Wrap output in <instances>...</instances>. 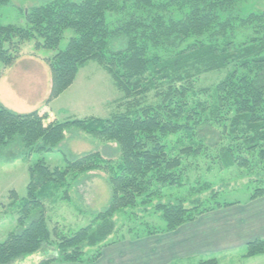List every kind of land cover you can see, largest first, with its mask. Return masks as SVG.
<instances>
[{"label": "trees", "instance_id": "1", "mask_svg": "<svg viewBox=\"0 0 264 264\" xmlns=\"http://www.w3.org/2000/svg\"><path fill=\"white\" fill-rule=\"evenodd\" d=\"M244 1L57 0L30 10L25 27L0 25V61L7 68L19 59L20 44L33 39L39 47L57 52L48 62L52 88L47 104L69 90L89 62H97L112 76L129 103L127 112L108 119L60 123L42 119L38 111L17 113L0 102V160L52 152L72 128L115 142L120 154L116 163L98 152L76 157L65 169L52 168L44 160L31 165L19 229L0 243V264H13L49 246L55 254L40 264L98 261L101 249L116 233L118 213L149 205L163 188L183 186V159L202 155L206 137L199 133L213 122L224 127L225 139L231 141L221 156L226 168L253 169L246 154H257L264 163V12L242 15L238 6ZM10 2L0 0V9ZM67 30H73L74 36L61 50ZM224 70L225 78L206 94L213 101L191 106L190 93L197 95L191 83L193 71ZM167 81L172 85L160 93V104L139 103ZM181 133L189 145L172 157L165 140ZM16 141L22 143L21 155L7 153ZM97 170L109 175L108 207L72 234L51 228L47 204L69 201L72 182ZM263 197L264 186H256L250 201ZM215 205L199 211V205L187 209L180 202H160L155 210L166 227L156 233L175 231L205 213L234 204ZM260 255H264V239L249 243L245 257Z\"/></svg>", "mask_w": 264, "mask_h": 264}, {"label": "rangeland", "instance_id": "2", "mask_svg": "<svg viewBox=\"0 0 264 264\" xmlns=\"http://www.w3.org/2000/svg\"><path fill=\"white\" fill-rule=\"evenodd\" d=\"M54 1L57 0H11L9 5L0 9V25L25 27L26 15L30 10ZM238 7L244 16L253 12H264V0H245ZM72 36H74L73 30L65 32L59 47L61 50L66 48ZM56 53L55 50L39 47L35 39L20 44L17 53L19 59L10 67V72L7 73L8 81L10 84H15L16 81L23 79L30 81L33 72L36 73L35 75L41 76L43 80L41 85L46 84V74L48 76L47 84L50 86L52 76L50 68L46 67V64L48 65ZM6 70L9 69L0 61V77ZM195 72L193 71L194 77L191 83L197 95L190 93L188 102L191 106L198 102L213 101L209 100L206 94H212L227 74L225 70ZM181 84L178 83V86ZM171 85L172 83L167 81L158 90L141 98L139 103H142V106L160 104L162 102L160 93L171 88ZM40 89L38 90L36 87V94L34 95V92L27 97L28 108L14 111L20 114H30L40 109L38 113L42 119L47 117V119L44 118L46 121L65 123L76 119H108L114 114L127 112L129 107L128 101L115 85L112 76L97 62H89L82 67L72 88L58 100H53L50 108L44 105V103L47 104L50 96L48 97L47 93L43 96L42 86ZM42 96L43 99L40 103ZM185 136L186 134L181 133L177 136H169L165 140L170 156H179L181 150L189 145V142L182 138ZM199 136L206 137L204 143L207 148L198 157L183 159V166L180 170L182 171L183 186L163 188L158 197L152 199V203L149 205H139L134 210L129 209L126 212L118 213L114 217V220L117 221V230L110 241L143 239L148 232L156 233L165 228L166 222L163 220L162 214L155 210L156 205L160 202L166 205L180 202L187 209L199 205L198 210L202 211L216 206V202L246 203L250 200L256 186H264V163L260 162L257 154L245 155L252 162L253 169H242L238 166L226 168L221 156L224 154V148L230 145L231 141L228 138L225 139L227 136L223 126L216 122L203 126ZM9 151L21 155L23 152L22 143L16 141L6 152ZM98 152L106 160H113L115 163L120 157L118 145L115 142H105L85 131L72 128L67 130L65 140L52 152L30 153L18 157L14 161L1 159L0 243L5 242L11 233L19 229V212L27 198L31 165L39 160H44L52 168L65 169L69 161L76 157ZM108 176L105 171L101 170L80 175L79 178L77 177L78 180L75 179L72 182L69 201H61L57 205L47 204V218L51 228L58 226L60 231L69 235L89 226L95 215L104 211L110 203L111 188ZM12 192H16L17 196L13 198ZM234 253L238 257H243L247 250L243 249ZM54 254L55 248L49 246L30 257L20 258L13 264H40L43 260L52 258ZM231 258L227 260L223 257L220 264H264V257L254 260L246 259L247 257L244 259L235 256ZM198 261L196 264L201 263Z\"/></svg>", "mask_w": 264, "mask_h": 264}, {"label": "crops", "instance_id": "3", "mask_svg": "<svg viewBox=\"0 0 264 264\" xmlns=\"http://www.w3.org/2000/svg\"><path fill=\"white\" fill-rule=\"evenodd\" d=\"M8 69L0 77V102L6 108L13 109L12 111L28 108L26 99L34 92L36 94V87L41 90L42 86L43 96L46 93L50 96L52 81L48 86L46 74V87L41 85V76L33 72L30 81L23 79L10 84L7 76L10 67ZM43 96L40 97V103ZM44 105L50 108L51 102ZM261 239H264V197L215 209L172 232L147 235L143 239L112 240L101 249L102 256L98 261L81 264H196L198 260L202 262L214 259L220 264L223 257L227 260L234 256L244 259L245 254L238 257L234 252L247 250L249 243ZM259 257L264 255L252 259Z\"/></svg>", "mask_w": 264, "mask_h": 264}]
</instances>
